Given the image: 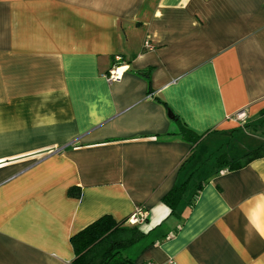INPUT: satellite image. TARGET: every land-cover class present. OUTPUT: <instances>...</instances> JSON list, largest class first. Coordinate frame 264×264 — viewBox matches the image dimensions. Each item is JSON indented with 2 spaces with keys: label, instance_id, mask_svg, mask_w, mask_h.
Masks as SVG:
<instances>
[{
  "label": "crops",
  "instance_id": "1",
  "mask_svg": "<svg viewBox=\"0 0 264 264\" xmlns=\"http://www.w3.org/2000/svg\"><path fill=\"white\" fill-rule=\"evenodd\" d=\"M159 99L198 133L256 117L264 0H0V264H73V235L140 207L146 232L180 226L135 264H264V157L169 217L192 146Z\"/></svg>",
  "mask_w": 264,
  "mask_h": 264
},
{
  "label": "trees",
  "instance_id": "2",
  "mask_svg": "<svg viewBox=\"0 0 264 264\" xmlns=\"http://www.w3.org/2000/svg\"><path fill=\"white\" fill-rule=\"evenodd\" d=\"M147 70L148 72L144 70L142 73L146 75L149 74L148 77L150 78L151 73L149 72H151L152 69L149 68ZM160 101L164 103L168 111L172 113L171 118L178 123L179 134L190 143L194 151L201 142L202 137L207 135L209 131L204 133L194 131L182 121L180 116L176 114L164 100ZM259 115L262 118L264 117V108L260 111ZM237 128L234 129L236 130ZM245 142L247 143L244 150H248V152L243 157V160L233 159L228 153L219 155L213 166V170L205 176L202 181L194 179V171L191 172V176L187 175V163L185 162L182 167V179L176 183L162 199L171 210L169 217H188L200 192L212 175L219 174L222 171L239 169L257 158L264 157V139L260 137L259 139L256 137H247L243 143ZM192 187L193 192L188 196V191L192 189ZM75 195L79 196L80 194ZM185 200H187L186 207L182 208L181 206ZM127 221L128 218L120 221L115 219L112 215L106 214L73 235L72 244L76 255L72 263L135 264V259L139 253H141L142 248L146 246L144 244L149 240H152V243H154L170 238L177 233L180 226L178 225L176 229L172 230V234L170 232L163 234L157 232L158 227L146 232L140 225H128Z\"/></svg>",
  "mask_w": 264,
  "mask_h": 264
},
{
  "label": "rangeland",
  "instance_id": "3",
  "mask_svg": "<svg viewBox=\"0 0 264 264\" xmlns=\"http://www.w3.org/2000/svg\"><path fill=\"white\" fill-rule=\"evenodd\" d=\"M263 118L259 114L256 117L252 118L245 117V122H243L236 130L234 129L233 131H227L223 133H208L207 135L202 137L201 142L198 144L197 148L194 151L191 150L189 156L185 161L187 163V175L191 176V172L194 171V179H198L200 181L204 180L203 178L213 170V166L215 165L217 157L223 153H228L233 159L243 160V157L248 152V150H244L247 142H243L246 140V138L256 137L257 139H259L260 137L264 139ZM192 192L193 187L188 191V196H190ZM137 210L146 212L147 215L145 220H147V210H145V208L143 207H140ZM130 217H128V225H141L145 222L144 221L142 223L132 224L130 222Z\"/></svg>",
  "mask_w": 264,
  "mask_h": 264
},
{
  "label": "built area",
  "instance_id": "4",
  "mask_svg": "<svg viewBox=\"0 0 264 264\" xmlns=\"http://www.w3.org/2000/svg\"><path fill=\"white\" fill-rule=\"evenodd\" d=\"M144 46L146 49L153 50L156 48V45L151 40H146L144 43ZM125 62L123 61V58L118 54L115 56V63L114 65L109 69L108 73L106 74V77L110 81L121 79L123 76V72L125 71ZM239 118L244 120L245 115L240 114ZM147 213L142 210H137L135 213H133L130 217V222L132 224L142 223L145 221ZM139 264H177V262L174 260V258H170L166 262H157L155 260H146Z\"/></svg>",
  "mask_w": 264,
  "mask_h": 264
},
{
  "label": "water",
  "instance_id": "5",
  "mask_svg": "<svg viewBox=\"0 0 264 264\" xmlns=\"http://www.w3.org/2000/svg\"><path fill=\"white\" fill-rule=\"evenodd\" d=\"M170 115L172 116V113L170 112Z\"/></svg>",
  "mask_w": 264,
  "mask_h": 264
}]
</instances>
